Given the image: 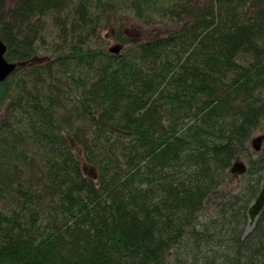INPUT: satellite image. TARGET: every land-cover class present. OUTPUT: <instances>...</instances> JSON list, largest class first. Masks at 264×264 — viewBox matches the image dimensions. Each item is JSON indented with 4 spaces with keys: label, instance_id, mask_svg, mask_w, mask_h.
Segmentation results:
<instances>
[{
    "label": "trees",
    "instance_id": "obj_1",
    "mask_svg": "<svg viewBox=\"0 0 264 264\" xmlns=\"http://www.w3.org/2000/svg\"><path fill=\"white\" fill-rule=\"evenodd\" d=\"M0 36V264H264V0H0Z\"/></svg>",
    "mask_w": 264,
    "mask_h": 264
},
{
    "label": "water",
    "instance_id": "obj_2",
    "mask_svg": "<svg viewBox=\"0 0 264 264\" xmlns=\"http://www.w3.org/2000/svg\"><path fill=\"white\" fill-rule=\"evenodd\" d=\"M6 51H7V46L2 41L0 36V83L5 81L19 65H22V64L8 62L4 56ZM109 51L111 53H119L120 47L118 45H115L111 47ZM263 140H264V135L258 136L255 139L251 140V146L254 151L258 152L261 149ZM229 171L233 177H239L246 174L247 166L240 158H237L235 159ZM263 209H264V183L257 197L255 198L253 204L250 206L248 210V217L251 224H253L257 220Z\"/></svg>",
    "mask_w": 264,
    "mask_h": 264
},
{
    "label": "rangeland",
    "instance_id": "obj_3",
    "mask_svg": "<svg viewBox=\"0 0 264 264\" xmlns=\"http://www.w3.org/2000/svg\"><path fill=\"white\" fill-rule=\"evenodd\" d=\"M169 29L171 28L160 25L153 27H145L135 22L134 20H130L129 23L123 28V31L132 42H136L145 41L153 37L164 35L165 33H167V31H169ZM102 33L106 37V40L101 43L102 48L108 50L109 48L115 46V44L118 43L113 39L114 31L112 29L103 31ZM261 135H264V124L261 129H258L253 133L251 140ZM242 161L246 163L245 160L242 159ZM85 170L87 174H93L92 169H90L89 167H86Z\"/></svg>",
    "mask_w": 264,
    "mask_h": 264
}]
</instances>
